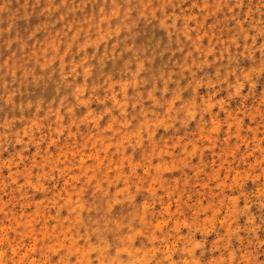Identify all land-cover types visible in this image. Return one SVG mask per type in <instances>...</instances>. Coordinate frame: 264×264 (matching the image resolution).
<instances>
[{
    "label": "rangeland",
    "instance_id": "obj_1",
    "mask_svg": "<svg viewBox=\"0 0 264 264\" xmlns=\"http://www.w3.org/2000/svg\"><path fill=\"white\" fill-rule=\"evenodd\" d=\"M0 264H264V0H0Z\"/></svg>",
    "mask_w": 264,
    "mask_h": 264
},
{
    "label": "bare ground",
    "instance_id": "obj_2",
    "mask_svg": "<svg viewBox=\"0 0 264 264\" xmlns=\"http://www.w3.org/2000/svg\"><path fill=\"white\" fill-rule=\"evenodd\" d=\"M111 12V11H110Z\"/></svg>",
    "mask_w": 264,
    "mask_h": 264
}]
</instances>
